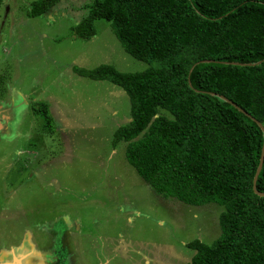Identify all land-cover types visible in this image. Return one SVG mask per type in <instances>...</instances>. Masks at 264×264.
<instances>
[{
	"label": "rangeland",
	"instance_id": "obj_1",
	"mask_svg": "<svg viewBox=\"0 0 264 264\" xmlns=\"http://www.w3.org/2000/svg\"><path fill=\"white\" fill-rule=\"evenodd\" d=\"M34 1L0 4V252L25 245L36 264H50V252L64 264L188 263L184 245L215 240L222 207L157 195L126 163L125 144L112 145L115 128L129 121L126 94L71 70L105 64L134 73L157 63L127 55L103 20L90 39L75 37L92 0H61L28 17ZM37 102L48 106L51 132Z\"/></svg>",
	"mask_w": 264,
	"mask_h": 264
},
{
	"label": "trees",
	"instance_id": "obj_2",
	"mask_svg": "<svg viewBox=\"0 0 264 264\" xmlns=\"http://www.w3.org/2000/svg\"><path fill=\"white\" fill-rule=\"evenodd\" d=\"M60 1L36 0L27 15ZM83 9L75 37L90 39L103 20L127 55L157 63L134 73L71 68L126 94L129 121L112 145L125 144L126 163L162 198L222 207L218 237L187 242L186 264H264V197L252 191L262 133L235 108L264 128V0H92ZM36 104L51 132L47 104ZM255 190L264 193V156Z\"/></svg>",
	"mask_w": 264,
	"mask_h": 264
},
{
	"label": "crops",
	"instance_id": "obj_3",
	"mask_svg": "<svg viewBox=\"0 0 264 264\" xmlns=\"http://www.w3.org/2000/svg\"><path fill=\"white\" fill-rule=\"evenodd\" d=\"M17 93V92H15ZM17 97H16V100L17 102H21V104L25 105L26 104V100L25 99H22L24 98L20 92H18L17 94ZM20 100H24V101H20ZM4 100L0 99V105H3V102ZM13 101V100H12ZM14 103V102H13ZM38 103V102H37ZM45 103V102H43ZM2 125V124H1ZM65 226V225H64ZM70 227V226H69ZM68 228V226H65V231L66 229ZM71 228V227H70ZM23 245V244H22ZM24 247V251H22L21 253H19L17 250H18V246L17 245H13V244H10L8 245L7 247V251L6 249L3 250V252H0V264H13V261H14V264H27L24 262V259L27 257V256H31L29 258V264H36L35 262L36 261V255L38 254H35L33 255V249H31V251L28 249V246H23ZM34 256V257H33ZM47 256V255H46ZM49 256V254H48ZM66 256V255H65ZM30 261L32 263H30ZM39 262V261H38Z\"/></svg>",
	"mask_w": 264,
	"mask_h": 264
},
{
	"label": "water",
	"instance_id": "obj_4",
	"mask_svg": "<svg viewBox=\"0 0 264 264\" xmlns=\"http://www.w3.org/2000/svg\"><path fill=\"white\" fill-rule=\"evenodd\" d=\"M204 62H209V61H204ZM258 64V63H257ZM247 65H253V64H247ZM212 96H217L220 100L224 101V102H227L229 104H231L228 100H226L224 97L222 96H218V95H215V94H210ZM233 107H235L234 105H232ZM239 112L243 113L245 116H247L250 120H252L257 126L258 128L260 129L261 133H262V145H261V149H260V156H259V161H258V165L256 167V170H255V173H254V176H253V179H252V191L254 194H256L257 196L259 197H264V193H259L255 190V181H256V177L260 171V168H261V164H262V161H263V156H264V128L262 127V125L260 123H258L256 120H254L253 118H251L250 116H248L246 113H244L241 109L235 107Z\"/></svg>",
	"mask_w": 264,
	"mask_h": 264
},
{
	"label": "flooded vegetation",
	"instance_id": "obj_5",
	"mask_svg": "<svg viewBox=\"0 0 264 264\" xmlns=\"http://www.w3.org/2000/svg\"><path fill=\"white\" fill-rule=\"evenodd\" d=\"M2 134V133H1ZM52 254V255H51ZM53 254H55L54 252H50L49 253V256L47 255L45 258H47L46 260H45V262H48V263H50V264H64V258H61V259H58V261H56L57 259H55L54 257H53ZM51 255V256H50ZM57 255V254H56ZM44 258V259H45ZM55 259V260H54ZM59 260H61V261H59Z\"/></svg>",
	"mask_w": 264,
	"mask_h": 264
},
{
	"label": "bare ground",
	"instance_id": "obj_6",
	"mask_svg": "<svg viewBox=\"0 0 264 264\" xmlns=\"http://www.w3.org/2000/svg\"><path fill=\"white\" fill-rule=\"evenodd\" d=\"M13 264H14V261H13Z\"/></svg>",
	"mask_w": 264,
	"mask_h": 264
}]
</instances>
